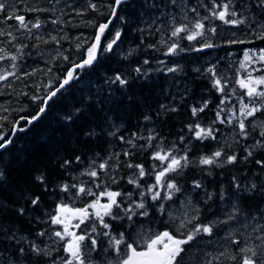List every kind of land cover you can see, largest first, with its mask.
I'll use <instances>...</instances> for the list:
<instances>
[{"label":"trees","instance_id":"1","mask_svg":"<svg viewBox=\"0 0 264 264\" xmlns=\"http://www.w3.org/2000/svg\"><path fill=\"white\" fill-rule=\"evenodd\" d=\"M91 2L99 6V11L94 12L87 9L83 16H77L72 8H84L89 0H59V3H56V0H35L33 2L14 0L15 6L20 9V12H24V9L29 5L54 7L56 12H51V19L59 17L64 22L53 25L47 21L39 31L42 33L45 30H55L52 31L53 35L67 36L68 39H61L59 45L55 43L40 44L38 48H33L40 52H47L45 71L52 68V72L48 75L41 73L42 78L39 86L37 84L30 86L27 91H24L23 86H20L16 91L3 96L4 98L0 96V117H7V120L0 119V125L3 126L0 128V132H3L6 137L11 135L15 121L19 120L21 116L34 115L37 111L39 101H33L28 95L25 96L24 92L34 91L36 93L38 88L43 87V79L46 76L51 75V80L55 79L63 74L67 67H70L69 61L57 57L56 50L59 49L72 61L79 62L85 58L86 48L94 41L98 24L106 22L109 18V5L114 0H91ZM243 2L252 4V0H243ZM182 3L185 6L187 20L184 19V13L169 4V0H126V3L119 7L118 16L113 18V23L101 38V47L96 62L91 67L80 70L79 79L73 81L49 102L40 119L26 127L25 121H21L20 126L25 127V130L16 133L13 137L14 143L6 150H0V170L5 175L4 191H0V198L5 199L12 208L23 206L26 209L24 216L18 215L15 211H7L4 222L10 227L18 229L20 235L34 240L36 243L43 241V243L51 244L48 236L38 237L36 233L40 231L50 233L60 228L58 225H51L48 221V215L55 214L56 205L63 202L74 207H83L95 198L81 196L76 199L75 189H70L69 193H65L60 190L59 186L84 182L87 187L93 188V191H99L93 186L87 175H82L85 170H90L89 165L92 160H96V163L99 164L109 155L120 153L118 157L119 169H110V171H115L118 177H123L119 180V185L110 184L108 177L103 172L96 182L99 183L100 179H103L109 183L112 190L133 192L134 188L127 183V179L134 170L127 168L126 162L143 164L148 170H151L153 164L159 162L151 159L152 152L156 150L155 147L144 151L138 148H129L126 141L131 138L132 133L143 137H147L150 133L158 134L165 148L175 143L180 147V154L183 153L185 147L190 148L189 156L192 159L211 154L223 144L225 139L232 143L233 126L226 123L221 124L217 121L214 125L216 129H219L216 140L204 141L196 140L194 135L188 131L187 126L198 122L207 127L216 121L217 106L225 94L231 96V100L224 105L225 112L222 113V117L229 114L227 109L233 105H236L237 109L239 108L238 97L244 90L240 89L235 81L238 77L245 75L244 70L240 69V61L246 50L264 48V40L258 39L256 33L250 31L246 25H226L219 20H212L210 23H205L208 27L213 25L217 27V34L212 38V43L217 47L201 52L185 51L177 56H166L164 53L167 49L161 41H168L170 44L178 40L184 49L199 47V42H189L186 39V34L171 37V31L181 23H189L191 26V21L196 18V13L191 11L192 8H196L199 16L203 17L208 14V8L204 6H211V0H182ZM217 3H221V0H217ZM238 11H243V9H238ZM248 11L255 12L258 18L264 19L260 15L264 10L253 5ZM71 14L75 15L74 21L80 20L79 23L82 25H70L67 19ZM91 14L96 15L97 19H87V17H91ZM27 17L35 20L32 16L28 15ZM87 21L95 23L89 24L91 29L85 31L82 26H87ZM0 26L5 30L15 31L14 28L9 29V23L1 22V19ZM116 31H121L122 35L113 46V50L103 51V48L114 38ZM76 37L87 39L88 44L83 49H76L75 44L78 42ZM230 39L246 42L229 44L227 41ZM4 42L5 44L2 45L4 48L8 49L7 46H9L10 51L15 50L12 44L8 43L6 37H4ZM22 42L29 44V48H32L31 45L35 43L34 40L27 38H24ZM47 45L49 48H46ZM150 45L156 47L153 48ZM144 60H148L149 64L144 65ZM158 61H164L167 67L178 64L181 66L180 71L176 73L156 71L155 69L161 67ZM213 64L216 65L217 76L222 81H228L224 93L218 92L213 87L212 76L205 71ZM258 65L260 67V64ZM251 66L256 67V65ZM4 67L10 69L8 65ZM136 67H141L146 71L147 76L135 79L137 73L133 69ZM149 69L152 71H148ZM196 69H200V71H196ZM116 74L126 75L130 80L129 86L122 88L119 84L105 83ZM233 88H236L234 96L232 95ZM98 90H100L99 96H97ZM43 95L44 93L40 96ZM101 98H106L108 102L94 105V101ZM204 101L209 102L208 107L197 117H193L191 108L201 106ZM161 105H164L165 108H161ZM76 108L82 110L86 108L87 111L79 115L78 119L71 122L66 121L64 117L73 113ZM100 108H103V112L99 111ZM171 108H175L176 111H170ZM145 116L150 117V120L146 121ZM260 119L264 120V116H261ZM86 132L95 134L86 136ZM112 132H115V135H110ZM121 136L125 138V141L120 140ZM181 136L185 138L184 144H180L179 137ZM257 136L258 131L254 132L248 140H240V144L232 143V148L226 149L228 154L235 150L242 156L241 146L253 143V139ZM136 143L137 145L146 144V140H137ZM158 143L160 140L153 141L154 145ZM125 150L131 151L133 156L125 157L123 155ZM76 156L81 157L80 162L75 160ZM261 158L264 157L256 155V159ZM65 160L71 161L66 169L60 167ZM116 162L117 158L115 157L109 161L111 165H115ZM258 170V166L253 164L248 166L227 165L223 169L190 166L184 169L178 182L184 186L185 193L192 194L193 203H197L204 196V191L197 189L193 192L191 188L193 180H200L209 192L215 191L219 194L220 188L223 187L231 194L234 191L231 185L233 176H236L243 185L247 182V177H251ZM40 174H44L46 177V191L34 182V177ZM141 183L147 187L154 183V177L146 176L142 178ZM21 189L28 194L40 195L39 206L33 207L23 199L12 204V200ZM133 198L139 199L135 193ZM174 199L175 204L172 205V210L178 211L180 201L184 199V196L177 193ZM257 203L264 206V198L258 199V201H243L244 205L252 206L249 208L250 212L256 209ZM171 204L172 202H167L166 207ZM219 205L220 201L217 198L208 207L219 214ZM200 207L202 210L205 209L202 202ZM149 211L155 230L162 231L168 217L166 215L160 217L159 213H155L152 209ZM212 218V212L202 211V223H207ZM106 220L113 224L115 231H124L123 228L116 227L120 223L119 221H112L109 218ZM76 231L79 232L78 229ZM100 239L102 243L99 252L92 254V259L96 261V264H103V248L107 246L105 238L101 237ZM203 239L213 240V243L205 249L209 253H218L223 250L224 246H228V241L224 239L222 230L216 231L213 238L204 237ZM43 243H41L42 247ZM230 247L234 248L235 246ZM194 251L196 250L194 249ZM60 254L63 255V252L61 251ZM108 256L111 258L113 254L109 253Z\"/></svg>","mask_w":264,"mask_h":264},{"label":"snow or ice","instance_id":"2","mask_svg":"<svg viewBox=\"0 0 264 264\" xmlns=\"http://www.w3.org/2000/svg\"><path fill=\"white\" fill-rule=\"evenodd\" d=\"M56 3H59V0H56ZM125 3L126 0H114L109 5V18L106 22L98 24L94 41L86 48L85 58L79 62L72 61L59 49L56 50L57 57L69 61L70 67H67L62 75L43 84V96L33 95L31 97L33 101H39L34 115L21 116L19 120L15 121L10 136L6 137L3 132H0V150H6L14 143L13 137L17 132H23L27 125H31L40 119L49 102L73 81L79 79L80 70L91 67L96 62L101 38L113 23L112 18L118 16L119 7ZM169 4L184 13L185 20L188 19L182 0H169ZM253 5L264 10V0H252V4L245 3L243 0H221V3H217V0H211V6H204L208 8V14L203 17L199 16L196 8H192L191 11L196 13V18L191 21V26L189 23L176 25L171 31V37L186 34V39L189 42L198 41L199 47L184 49L178 40L170 44L168 41H161L167 49L164 54L177 56L185 51L201 52L217 47L216 44L212 43V38L215 37L218 29L214 25L208 27L205 23H210L212 20H219L226 25H246L250 31L256 33L258 39L264 40V19L258 18L255 12L248 11ZM87 9L98 12L99 6L89 0L84 8L74 7L72 11L77 16H83ZM238 9H243V11H238ZM24 10L29 13L56 12L54 7L45 8L34 5H29ZM19 13L20 9L15 6L14 0H0V16H2L3 21L16 22L15 26H8L9 29L15 28V31L0 27V37H6L8 43L12 44L15 49L13 52L0 47V61L10 59L13 69L12 71L0 70V82L8 81L10 77L17 76L15 70L19 66L16 61L23 59L26 55L25 49L29 48V44L22 42L24 38L35 41L31 45L32 48H38L40 44L55 43L59 45L61 39H68L67 36L53 35L52 31L55 30L50 31L45 37L39 30L47 23L46 20H42L39 16L35 20H31ZM101 15L103 14L101 13ZM260 15L264 17V11ZM49 19L53 25L64 22L59 17ZM86 23L93 24L95 22L87 21ZM33 29L37 32L34 33ZM121 35V31H116L114 38L103 48V51H112ZM75 39L78 41L75 44L78 50L83 49L88 44L87 39L81 37ZM245 42L236 39L227 41L229 44ZM150 47L155 48L156 46L150 45ZM27 55L30 56L31 52H28ZM158 63L161 67L155 69L156 71L176 73L181 68L178 64L167 67L164 61H158ZM254 63L260 64V67H250ZM143 64L147 65L149 61L144 60ZM240 69L244 70L245 75L238 77L235 81L236 85L244 90L238 97L239 108L237 109L236 105H233L227 109L229 114L222 117V113L225 112L224 105L231 100V96L225 94L217 106L216 121L207 127L198 122L189 124L187 127L188 131L198 141L216 140L219 129L214 127L215 123L217 121L221 124L226 123L233 126L232 143L235 144H240V140H248L254 132L258 131V136L253 139V143L241 146L242 156L235 150L228 154L226 149H231L232 143L227 139L211 154L192 159L189 156L191 149L188 147H185L183 153L180 154V147L175 143L165 148L158 134L150 133L147 137H143L138 136L137 133H132L131 138L126 141L129 148H138L144 151L155 147L156 150L152 152L151 159L159 163L153 164L151 170H148L143 164L126 162L127 168L134 170L127 179V183L133 186L134 191L122 192L112 190L109 186V183L118 186L119 180L123 179V177H118L115 171H110V169H119L118 157L120 153L109 155L99 164L96 163V160H92L89 165L90 170H85L82 175H87L93 186L99 191H93V188L87 187L84 182L59 186L60 190L65 193H69L70 189H75L76 199L81 196L95 198L83 207H74L63 202L56 205L55 214H49L48 221L51 225H58L60 228L50 233L47 231L36 233L38 237L48 236L51 244L42 241V247L41 243L29 240L20 235L18 229L5 223L7 211H15L18 215L24 216L26 209L23 206L12 208L11 204L0 198V264H42V262L43 264H96V261L92 259V254L99 252L102 243L101 237L105 238L107 244L103 248V264H193V262L195 264H264V206L257 203L256 209L250 212L249 208L252 206L243 204L244 200L258 201V199L264 198V158L256 159V155L264 157V120L260 119L261 116H264V48L259 49L258 52L253 49L246 50L243 59L240 61ZM38 71L40 70L33 68L31 71L23 72L22 75L29 77ZM133 71L137 73L135 79L147 76V72L141 67H136ZM148 71H152V69ZM196 71H200V69H196ZM205 71L211 74L213 87L218 92L224 93L228 81H222L217 76L216 65H211ZM50 72H52V68H48L44 74L48 75ZM254 72L261 74L253 75ZM105 83L109 85L119 84L122 88H126L129 86L130 80L126 75L116 74L106 80ZM8 87H11V84ZM235 94L236 88H233L232 95ZM99 95L100 90L97 91V96ZM107 102L106 98H101L95 100L94 105ZM208 103V101H204L201 106L192 107V116L197 117L199 113L204 112ZM161 108H165V106L161 105ZM169 110L176 111L175 108ZM84 111L87 109L76 108L64 119L71 122L78 119ZM99 111L103 112V108H100ZM0 119L7 120V117H0ZM144 119L147 121L150 120V117L145 116ZM20 121H25V127L20 126ZM2 127L0 125V128ZM94 134V132L85 133L86 136ZM110 135H115V132L110 133ZM141 139L146 140V144L137 145L136 141ZM120 140L125 141V138L121 136ZM157 140H160V143L154 145L153 141ZM179 141L180 144H184L185 138L181 136ZM123 155L129 157L133 156V153L125 150ZM114 157L117 158V162L115 165H111L109 161ZM75 160L80 162L81 157L76 156ZM70 164L71 161L65 160L60 167L66 169ZM237 164L245 166L253 164L258 166L259 170L254 172L251 177H247V182L243 185L236 176H233L231 185L234 191L231 194L223 187L220 188L219 194L215 191L209 192L200 180H193L192 191L195 192L197 189L204 191L201 201L193 203L192 194L185 193L184 186L178 182L184 169L190 166H209L223 169L227 165ZM249 170L251 169L249 168ZM101 172L108 177L109 183L103 179H100L99 183L96 182L101 177ZM146 176L154 177V183L147 185V187L141 183L142 178ZM4 181V172L0 170V191H4ZM34 182L43 187L45 191L47 190L44 174L35 176ZM134 193L138 195L139 199L133 198ZM177 193L183 195L184 199L180 201L179 210L173 211L172 205L175 204L174 198H176ZM217 198L220 201L219 214L208 207ZM21 199L25 200L27 204L37 207L40 204L41 196L28 194L21 189L15 199L12 200V204ZM167 202H172V204L166 207ZM201 202L205 205L203 210L200 207ZM150 209L159 213L160 217L165 215L168 217L166 226L162 231L155 230ZM202 211L212 212L213 218L207 223H202ZM106 218L119 221L120 223L116 227L123 228L124 231H115L113 224L109 223ZM74 221L75 223H73ZM77 229L79 232L76 231ZM220 230L224 231V239L228 241V246H224L223 250L218 253L206 252L205 249L213 243V240H204L203 238H213L216 231ZM61 251L63 255L60 254ZM109 253L113 254L111 258L108 256Z\"/></svg>","mask_w":264,"mask_h":264},{"label":"flooded vegetation","instance_id":"3","mask_svg":"<svg viewBox=\"0 0 264 264\" xmlns=\"http://www.w3.org/2000/svg\"><path fill=\"white\" fill-rule=\"evenodd\" d=\"M30 2H33L35 0H28ZM40 1V0H39ZM25 15L26 17L32 16L33 18H36L37 16H39L42 20H46L48 22H50L51 18V12H44V13H29L27 11L24 12H20L19 14ZM1 22H8L9 25H16L15 21H3L2 16H0ZM68 23L71 25L72 22L75 20V18L70 17L67 19ZM78 23L80 20H76ZM80 24V23H79ZM1 27V26H0ZM15 29V28H14ZM33 32H35V30L33 29ZM50 32V30H45L44 32H42V34L45 35V37H47L48 33ZM0 41H2V43H0V47H3L2 45L5 44L4 42V37H0ZM9 50V46H7ZM46 48H49V45H47ZM15 50H13L14 52ZM28 52H31V55H27ZM25 57L21 60L16 61V63L18 64V68L15 70L17 72V76L15 77H10L8 81H4V82H0V96H7L9 95L12 91H16L18 87L23 86L24 87V91H27L29 89L30 86H34L35 84H37L39 86V83L41 81V73L45 72V64H46V55L47 52H40L39 50H34L33 48H28L25 49ZM11 64L12 61L10 59H6L5 61H0V70H8L6 69V65H8L11 69V71L13 70L11 68ZM33 68L39 69L40 71H38L35 75L33 76H29V77H24L22 75L23 72H27V71H31ZM50 76H46L44 80V84L48 83L50 80ZM44 78V77H43ZM11 84V87H8V85ZM37 93H44V88L40 87L36 90ZM28 93H35L34 91H28V92H24V94H28ZM22 94V95H24Z\"/></svg>","mask_w":264,"mask_h":264},{"label":"bare ground","instance_id":"4","mask_svg":"<svg viewBox=\"0 0 264 264\" xmlns=\"http://www.w3.org/2000/svg\"><path fill=\"white\" fill-rule=\"evenodd\" d=\"M71 15L73 16V18L75 17V15H73V14H71ZM71 15H70V16L68 15V18L72 17ZM90 18H91V19H94V18L97 19V16L91 14V17H87V19H90ZM76 22H77V21H73L72 24H75V25H82V24H79V23H76ZM72 24H71V25H72ZM90 26H91V25H90ZM82 29L85 30V31H87V29H91V27H89V24H87V26H82ZM61 75H62V74H61ZM50 80H51V77H50ZM50 80H49V81H50ZM26 95H28L29 97H32L33 95H41V93H37V92H36V93H28V94H26ZM26 95H25V96H26ZM3 98H4V97H3ZM20 123H21V122H20Z\"/></svg>","mask_w":264,"mask_h":264},{"label":"rangeland","instance_id":"5","mask_svg":"<svg viewBox=\"0 0 264 264\" xmlns=\"http://www.w3.org/2000/svg\"><path fill=\"white\" fill-rule=\"evenodd\" d=\"M71 16H72V15H71ZM72 17H73V16H72ZM255 51L258 52L259 49L255 50ZM252 65H256V67H253V66H250V67H253V68H259L258 63H254V64H252ZM257 65H258V66H257ZM258 74H261V73H256V72L253 73V75H258ZM246 101H247V100H246ZM73 223H75V221H74Z\"/></svg>","mask_w":264,"mask_h":264}]
</instances>
